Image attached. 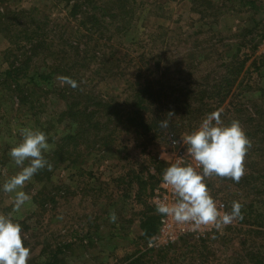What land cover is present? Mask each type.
<instances>
[{
    "label": "rangeland",
    "instance_id": "obj_1",
    "mask_svg": "<svg viewBox=\"0 0 264 264\" xmlns=\"http://www.w3.org/2000/svg\"><path fill=\"white\" fill-rule=\"evenodd\" d=\"M113 1L89 0V9L86 10L91 11L92 6L101 2ZM139 1L143 6L134 20L132 13L127 12L131 15L133 27L126 38L118 33L119 17L108 19L112 27L105 37L110 38L109 45L113 46L115 58L121 60L122 67L128 68V72L135 69L126 58L128 39L134 36L148 40L154 52L155 49L163 52L161 61L159 58H145V61L149 60L143 65L146 73L155 70L156 62L163 68L166 59L174 65L179 54L182 62H177L176 67L180 64L185 67L192 59L188 49L198 47L199 56L203 54L202 50L214 45L216 48L210 47L213 52L208 60L213 65L202 63L201 66L203 74L211 72L213 78L223 71L222 59H231L238 47L239 60L246 58L247 61L242 80L232 84L230 92L235 95L223 101L212 100V104L207 103L206 107L202 105L203 100L195 102L193 107L198 112L193 117L184 115V111H174V120L163 132L155 122L146 125L144 136L141 131L136 133L134 124L117 129L118 124L114 122L109 131L101 135L92 133L87 139L72 141L70 161L63 159V156L54 155L59 140L77 130V125L67 124L60 117L67 110L68 102L78 108L87 107L90 105L88 95H92L110 96L116 104L124 100L121 94L132 95V89L128 87L130 92L125 89L127 87L111 57L93 58L94 51L107 55L108 52L102 47L99 35L93 34L91 39L82 35L86 28L79 23L85 18L80 13L83 0H71L70 4L66 0H0V214H7L13 208L14 194L4 193L3 183L20 170L8 152L20 140V128H38L48 135V142L53 145L52 150L45 153L52 170H40L25 184L22 190L30 195L31 201L21 212L13 214L22 225L24 244L30 249L28 264H44L49 252L59 248L67 264H124L129 256L147 248V243L140 239V222L143 212L151 208V189L156 187L164 169L170 165L171 154L177 150L169 147V138L179 142L182 135L199 127L206 114L223 109L225 123L239 120L252 146L245 157L246 173L239 183L228 184L223 179L230 178L215 176L207 182L211 185L210 194L214 200L224 203L227 211H231L232 201L243 204V219L214 230L204 239H192L193 243L206 242L191 255L192 259L185 254L176 260L169 257L162 262L157 259L156 263L255 264L249 256L247 258L249 253H257L264 262V39L260 37L262 33H258L264 27V0H196L198 8L194 0ZM73 2L81 8L76 13L79 20L76 23L70 16ZM120 2L132 6L131 0ZM191 8L203 12L205 17L200 20ZM99 30L96 27L95 33ZM242 30L251 33L240 35ZM152 31L158 39L147 38V32ZM237 32L240 36H234ZM196 38L206 40L195 43ZM70 42L86 46L83 49L88 55L79 69L69 68L72 73L66 67L73 60L68 50ZM254 45H257L256 50L250 51ZM57 50L65 56L56 59ZM29 56L32 58L27 62ZM54 61L60 69L57 71L56 67L55 73H51L47 67L52 69ZM23 62L24 65L29 63L28 68L22 65L21 72L15 77L19 82L15 84L13 78L5 76V71ZM99 68L103 69L102 75L97 76ZM35 70L48 76L49 80L31 82L28 77H23L24 72L28 71L30 76ZM181 70H184L182 75L172 78L175 84L182 88L194 86L196 92L205 89L206 79L194 83L182 66ZM66 72L79 85L75 89L66 88L72 93L71 97L62 90L61 76L64 77ZM237 94L241 96L237 97ZM199 98L201 94L197 95ZM182 147L187 158L194 161L187 146ZM157 161L166 166H159L155 163ZM247 176H252L250 186L241 187ZM141 186L145 189L139 193ZM252 186L257 193L249 190ZM251 203L253 212H248ZM113 210L118 217L115 223L108 218Z\"/></svg>",
    "mask_w": 264,
    "mask_h": 264
},
{
    "label": "trees",
    "instance_id": "obj_2",
    "mask_svg": "<svg viewBox=\"0 0 264 264\" xmlns=\"http://www.w3.org/2000/svg\"><path fill=\"white\" fill-rule=\"evenodd\" d=\"M70 1L71 0H66V3L70 4ZM88 1L89 0H83V2L81 3L83 8L80 13L85 17L83 23L79 22V20L76 19V13L81 8L80 5H77L74 2L70 6V16L74 18L73 21L75 23L79 22L81 25L86 26L84 33L82 34L85 37L91 39L93 36L99 35V40L103 41L102 47L106 49L108 55L105 53H99L98 50L94 51L93 58L98 59L99 56L111 57L116 65V68L120 71L121 75H119L123 80V84L127 87L125 89L129 91V88H131L132 95L121 94V96L124 97V100L116 104L115 100H113L110 96L94 97L92 95H88V98L90 99V105L87 107L85 106L83 108H78L76 104L68 102L67 110L63 112L60 117L63 120L67 121V124L74 123L75 125H77V130H75V133L73 135L64 136L59 140V145L54 151V155L63 156V159L70 161V158L68 156L72 141L82 138L87 139L88 136L92 133L101 135L102 133H104V131H109L110 124H113L114 122L118 124L116 127L117 129L129 128L127 127L129 126V123L134 124L136 133L139 134V132L141 131L143 132L142 135L144 136L146 125L149 124V122H155L160 127L161 120L167 119L169 122H172L174 120L175 115H167L169 113V111L167 110H169L170 108L173 109V114L174 111L176 113L184 111V115H189L188 117H193L194 114L198 112V110H194L193 107L195 102L203 100V102L205 103H203L202 105L203 107H206L208 106L207 103L212 104V100L220 99L221 101H223L227 99V97H229L230 95L231 97L235 95L234 93L231 94L230 92L231 89H233L232 84L235 82L237 83L239 79L240 81L242 80L243 75L246 72L244 68L245 63L247 61L246 58H244L243 60H239L238 47V50L235 49L234 53L231 55V59L226 61H223L222 59L220 66L223 67V71L220 75H217L213 78H211V72L203 74L205 72L201 70V66L202 63L209 66L210 62H208V60L211 59V53L213 52L210 47H214L215 49L216 47L214 45L209 46L207 50H202L203 54L199 56L198 47L195 46L191 50L188 49L187 51L191 52L192 59L189 60V63L185 64V67L182 64L176 67L177 62H182L181 54H179L175 58L176 61L174 65L168 63V59H166L163 62V68H160L159 63L156 62L155 70H153V72L146 73V70L143 69V65L149 63V60L145 61V58H159V61H161L163 52L160 49H155L154 52V50L149 47L148 40L141 39V36H134L128 39L129 42L128 47L126 49V58L131 64L134 65L135 69L133 72H128V68L121 66V60L119 58H115L113 46L109 45L110 38L105 37V35H107L109 32V28L112 27V24H108V19H115L119 17V24H117L116 27L118 33L125 36L126 38L129 33L130 27H133V22L131 24V15L127 12L132 13L134 20V17L137 15V11L141 8V6H143V4L140 5L141 3L139 0L138 2L137 0H131V6L121 3V0H114L112 3L107 2L106 4L104 2H101L100 5H94L90 8L91 11L88 12L86 10L89 9V6H87ZM194 2L196 3V0H194ZM196 5V7L198 8V3H196ZM191 10H193L192 12H195L197 13V15L200 16V20L205 17L203 12H198L195 8H191ZM96 27H99L100 30L95 33ZM261 31L262 32L258 33H262L260 34V37L261 39H264V27L261 28ZM147 33V38L149 40L158 39L154 31ZM247 33H251V31L242 30L240 35ZM240 35L237 32L234 36ZM61 37L62 36L60 35L59 40H61ZM202 40L206 39L196 38L195 43L200 42ZM83 47L86 48V46ZM83 47H81L78 42L68 43V50L71 51L73 59L70 64H66L69 73H72V71H69V68H72L74 70L79 69V66L83 64V62L86 60L88 55L86 50L83 49ZM256 48L257 45H254L251 46L249 49L250 51H255ZM61 53V50H57L56 59H60L65 56V53ZM155 53L157 56L155 55ZM31 58L32 56L27 57V62ZM151 61L153 60L151 59ZM106 62L108 61L106 60ZM106 62L101 63L105 64ZM61 63L62 60L59 61V64ZM59 64L54 61L53 68L51 69L50 67H47V69H49L51 73H55V71L53 70L58 67V71L60 69ZM22 65L25 69H27L29 63H26L24 65L23 62V64L19 66H10V68L5 71V76L11 79L13 78V82L15 84H18L19 81L15 77L18 72H21L20 68L22 67ZM211 65L213 64L210 63V66ZM181 66L187 71L186 75L189 76L191 80L195 81L194 83L199 80L204 82L206 79V83L203 86L205 89L202 92H196L194 86H191L189 88H182L178 84H175V82H173L172 78L176 79L177 76H180V74L182 75L184 73V70H181ZM102 70V68H99V70L96 71V75H102ZM106 70L108 71V69ZM68 72L64 74V77H69ZM23 77H28L29 81L31 82H45L49 80L48 76H44V74L38 72L37 70H35L30 76H28V71H26L23 73ZM238 84H240V82ZM68 87L70 86L63 83L62 90L68 97H71L72 93H70L68 89H66ZM198 94H201V98L199 99H197ZM236 96L240 97L241 94H237ZM160 103L163 104V106H160ZM104 121H107V123L105 124ZM161 129L162 132L165 131L164 128ZM96 134L94 136L97 137ZM60 153L63 154L60 155ZM155 163L161 167L166 166L163 162L157 161ZM81 176L82 175H79L78 177ZM153 177L154 175L150 176V178ZM251 179L252 176H247L246 178H244L241 182V187H243L244 185L250 186ZM223 182L228 184L234 183L233 180L226 179H223ZM156 183L158 185L159 181ZM206 183L210 189L211 185L207 181ZM154 188L151 189L150 197ZM144 189L145 188L142 186L139 187V193L141 191H144ZM249 190H252L253 194H255L254 191H256V193L258 192L257 189L254 188V186H252V188ZM139 193L137 194V196L139 195ZM47 201L51 200L48 199ZM252 206L253 204L251 203L247 207L248 212H253L251 211ZM148 210L149 211L147 212H143V218L140 222V239L144 240L146 243L156 234L160 218V215L156 213V208L152 204L151 208ZM252 227H255V225H252ZM191 240L192 239L190 238H184L180 241L179 246L175 244L160 250L146 248L143 252L138 251L137 253L129 256L124 261V264H157V259L161 260L162 262L165 261V259H169V257L170 259L176 260L178 258L183 257L185 254L190 255V258L192 259L191 255L194 254L195 251H197L199 248L204 247L206 242L202 241L199 243H193ZM60 249L61 248L49 252L47 260H45L44 264H67L66 259L64 258L65 255L62 254ZM183 250L186 251L182 252ZM248 256L249 260L254 261L255 264H264V262L259 259L257 253H249L247 254V258Z\"/></svg>",
    "mask_w": 264,
    "mask_h": 264
},
{
    "label": "clouds",
    "instance_id": "obj_3",
    "mask_svg": "<svg viewBox=\"0 0 264 264\" xmlns=\"http://www.w3.org/2000/svg\"><path fill=\"white\" fill-rule=\"evenodd\" d=\"M61 80L74 89L79 87L70 77H61ZM222 114L223 109L206 114L197 129L180 138L179 143L187 146L195 166L177 162L165 168L162 174V182L170 186L175 199L171 203H158L156 213L186 224L192 231L203 227L220 230L243 219L241 202L232 201L231 211H222L223 206L216 203L206 183L213 176L239 183L246 173L245 157L252 146L251 140L239 120L225 123ZM167 115L174 114L169 112ZM168 126L167 119L160 121L161 128ZM19 136V142L8 155L20 170L2 186L4 193L14 196L12 211L0 214V264H28L30 249L24 244L22 225L13 214L21 212L31 201L30 195L22 190L25 184L40 170H52V164L45 156L53 148L48 135L38 128L22 127ZM108 218L112 223L118 219L114 210Z\"/></svg>",
    "mask_w": 264,
    "mask_h": 264
},
{
    "label": "built area",
    "instance_id": "obj_4",
    "mask_svg": "<svg viewBox=\"0 0 264 264\" xmlns=\"http://www.w3.org/2000/svg\"><path fill=\"white\" fill-rule=\"evenodd\" d=\"M174 139L169 138V147L171 149H177L172 155L170 165L173 163L181 162L183 164H192L195 166V161H191L185 154V148L179 146V142L173 143ZM176 141V140H175ZM169 165V166H170ZM175 199L172 189L162 182V176L158 185L152 190L151 204L156 208V205L160 202L171 203ZM218 205H222V211H227L226 206L222 202H217ZM214 230L213 227H203L199 231H192L186 224L177 223L174 219L166 216L159 218V224L156 234L147 242V248L160 250L169 246L179 243L184 238H191L194 240L204 239L207 235H210Z\"/></svg>",
    "mask_w": 264,
    "mask_h": 264
}]
</instances>
